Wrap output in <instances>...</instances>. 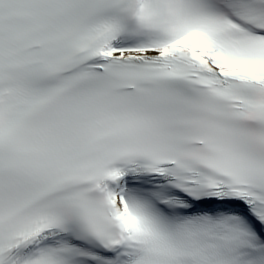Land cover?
I'll list each match as a JSON object with an SVG mask.
<instances>
[{"label": "snow or ice", "instance_id": "1", "mask_svg": "<svg viewBox=\"0 0 264 264\" xmlns=\"http://www.w3.org/2000/svg\"><path fill=\"white\" fill-rule=\"evenodd\" d=\"M0 264H264V0H0Z\"/></svg>", "mask_w": 264, "mask_h": 264}]
</instances>
